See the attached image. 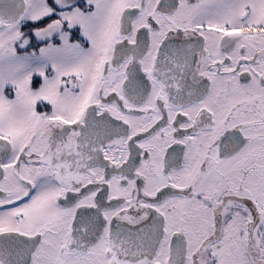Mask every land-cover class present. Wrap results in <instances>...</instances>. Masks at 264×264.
Wrapping results in <instances>:
<instances>
[{"label": "snow or ice", "instance_id": "6c2138e0", "mask_svg": "<svg viewBox=\"0 0 264 264\" xmlns=\"http://www.w3.org/2000/svg\"><path fill=\"white\" fill-rule=\"evenodd\" d=\"M0 264H264V0H0Z\"/></svg>", "mask_w": 264, "mask_h": 264}, {"label": "flooded vegetation", "instance_id": "af4514ba", "mask_svg": "<svg viewBox=\"0 0 264 264\" xmlns=\"http://www.w3.org/2000/svg\"><path fill=\"white\" fill-rule=\"evenodd\" d=\"M51 2H52V0H49V3H51ZM55 18H56V17L53 16L51 19H55ZM49 22H50V19H44V20H42L38 25H32V24H29V25L24 26V27L22 28V31L27 32V31L29 30V28H31V27H44V26H46ZM77 32H78V29H77ZM32 39H33V43L35 44V38L33 37ZM57 42H58V40H57ZM40 46H42V45H40ZM17 50H18V52L20 51L18 46H17ZM32 50H33V49H31V48L28 49V51H32ZM39 83H40L39 78H34V84H33V87L37 86ZM10 92H11L10 89L6 90V94H9ZM37 110H38V111H50L51 109H50V106L45 107L44 105H40V106H38V109H37Z\"/></svg>", "mask_w": 264, "mask_h": 264}]
</instances>
